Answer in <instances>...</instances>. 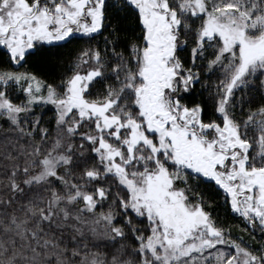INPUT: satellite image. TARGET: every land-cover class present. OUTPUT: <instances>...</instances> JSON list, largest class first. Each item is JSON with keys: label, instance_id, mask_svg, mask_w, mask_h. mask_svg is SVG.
<instances>
[{"label": "snow or ice", "instance_id": "snow-or-ice-1", "mask_svg": "<svg viewBox=\"0 0 264 264\" xmlns=\"http://www.w3.org/2000/svg\"><path fill=\"white\" fill-rule=\"evenodd\" d=\"M0 134V264H264V0H0Z\"/></svg>", "mask_w": 264, "mask_h": 264}, {"label": "trees", "instance_id": "trees-1", "mask_svg": "<svg viewBox=\"0 0 264 264\" xmlns=\"http://www.w3.org/2000/svg\"><path fill=\"white\" fill-rule=\"evenodd\" d=\"M84 45L74 43L72 45H69V48L64 50L65 52H68L70 55L74 54L75 51H77L80 47H83ZM216 83L215 78L211 82H209L210 86H214ZM207 95V94H205ZM4 140V137L2 134H0V145H2ZM222 203V200L220 201ZM217 211L220 214V219L226 223L227 225L232 227V233L234 236H244V239L249 241L250 243L254 244V241L251 240V236L248 232H243V223L238 215L232 214L231 212L225 213L223 208H218Z\"/></svg>", "mask_w": 264, "mask_h": 264}, {"label": "flooded vegetation", "instance_id": "flooded-vegetation-1", "mask_svg": "<svg viewBox=\"0 0 264 264\" xmlns=\"http://www.w3.org/2000/svg\"><path fill=\"white\" fill-rule=\"evenodd\" d=\"M243 223V222H242ZM245 227V225L243 224V228ZM257 236H259V232H256L255 233Z\"/></svg>", "mask_w": 264, "mask_h": 264}]
</instances>
